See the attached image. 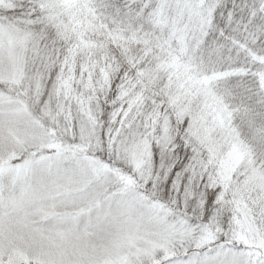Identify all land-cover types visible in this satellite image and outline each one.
Returning a JSON list of instances; mask_svg holds the SVG:
<instances>
[{
	"label": "snow or ice",
	"instance_id": "6c2138e0",
	"mask_svg": "<svg viewBox=\"0 0 264 264\" xmlns=\"http://www.w3.org/2000/svg\"><path fill=\"white\" fill-rule=\"evenodd\" d=\"M0 264H264V0H0Z\"/></svg>",
	"mask_w": 264,
	"mask_h": 264
}]
</instances>
